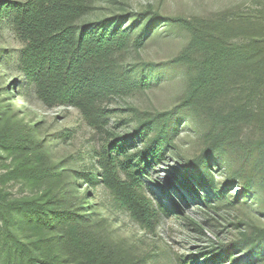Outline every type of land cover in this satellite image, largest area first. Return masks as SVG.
Here are the masks:
<instances>
[{
	"label": "trees",
	"instance_id": "16d2710c",
	"mask_svg": "<svg viewBox=\"0 0 264 264\" xmlns=\"http://www.w3.org/2000/svg\"><path fill=\"white\" fill-rule=\"evenodd\" d=\"M95 2L0 0V23L6 19L24 44L16 72L33 90L37 107L74 108L105 137L96 162L100 183L135 221L153 226L159 213L143 193L147 162L164 161L182 122L202 147L186 163L192 184L221 197L233 187L263 200L264 12L257 18H162L152 12L100 18ZM166 23L187 32L181 53L159 70L130 65L129 56L154 37L153 26ZM5 60L0 51V63ZM177 69L184 94L172 110L138 115L125 134L111 131L117 100L159 85ZM20 111L0 102V264H129L87 212L77 177L69 178L63 163L53 161L46 139L18 117ZM216 168L227 176L221 190ZM94 179H85L86 194ZM11 183H21L29 194L15 197ZM223 252L220 257L231 264L263 263L264 229L243 231ZM235 252L242 255L234 259Z\"/></svg>",
	"mask_w": 264,
	"mask_h": 264
},
{
	"label": "rangeland",
	"instance_id": "374dc122",
	"mask_svg": "<svg viewBox=\"0 0 264 264\" xmlns=\"http://www.w3.org/2000/svg\"><path fill=\"white\" fill-rule=\"evenodd\" d=\"M95 6L100 18L124 13L135 18L146 12L157 13L162 18L203 19L221 13L257 18L264 12V0H96ZM152 32L154 37L147 45L129 56L130 65L152 64L159 70L179 55L189 41L185 30L168 23L155 24ZM23 47L11 24L4 19L0 23V51L6 60L0 63V102L11 105L13 111L21 110L18 117L38 127L39 136L46 139L53 161L63 163L62 167L70 173L69 178L77 177L76 186L85 198L87 212L101 223L104 234L127 263L231 264L226 259L229 257H220L224 247L238 241L243 231L264 229V197L260 200L238 188L225 187L224 169L216 168L215 172L219 190L225 187L223 197L207 186L192 184L194 176L186 163L198 155L202 147L192 129L182 122L172 141V151L164 161L157 165L147 162L148 176L143 193L159 217L151 227L135 221L100 183L96 162L105 145V137L98 135L74 108L47 110L37 107L33 90L16 72ZM181 78L177 69L174 77H167L159 85L117 100L114 105L118 109L117 117L111 121L117 126H112L111 131L125 134L131 131L138 115L146 118L172 110L184 94ZM23 95L28 97L25 103L20 98ZM24 105L25 110L21 109ZM133 109L137 110V117H133ZM3 171L0 162V174ZM90 176L95 177L96 184L90 185L86 194L85 179ZM8 189L15 197L29 194L21 183H11ZM235 254L234 259L242 255Z\"/></svg>",
	"mask_w": 264,
	"mask_h": 264
}]
</instances>
